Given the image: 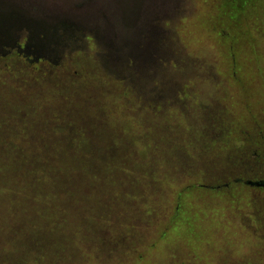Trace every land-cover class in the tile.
<instances>
[{
    "label": "rangeland",
    "instance_id": "374dc122",
    "mask_svg": "<svg viewBox=\"0 0 264 264\" xmlns=\"http://www.w3.org/2000/svg\"><path fill=\"white\" fill-rule=\"evenodd\" d=\"M198 3L0 0V264H264V186L247 184L264 73L232 56L251 44L227 0ZM162 42L167 67L134 55ZM196 187L221 224L180 201Z\"/></svg>",
    "mask_w": 264,
    "mask_h": 264
},
{
    "label": "trees",
    "instance_id": "16d2710c",
    "mask_svg": "<svg viewBox=\"0 0 264 264\" xmlns=\"http://www.w3.org/2000/svg\"><path fill=\"white\" fill-rule=\"evenodd\" d=\"M208 1H210V0H199V3L198 4H203V5H206L207 6V2ZM227 2L230 5V12L233 14L234 19H235V17L238 18V21L240 23V26L242 27V31L247 35V37L249 38V42L251 44V51H249V52L246 50V46L245 45L244 46H240V45H238L237 42L231 44L230 47L232 48L233 53H234V54L232 53V56L234 57L235 54L242 56V55H244V53H247V54H255V57L252 59L253 62H254V66L256 67V71L258 69L259 72H260V74L263 75V73H264V0H227ZM243 6H247V8L245 9V8H243ZM35 21L36 20H31V22H32L33 25L35 24ZM43 23L44 22H42V24ZM33 25H30L28 23L25 24V25L23 24V26L26 28V30L24 31V33H27L28 35H30L32 32L38 31L39 32L38 38L44 43V39L46 37V34H45L44 30H42V29H36V30H34V26ZM64 25L65 24L62 23L60 25L61 27H59L58 29L63 30V28H65ZM74 30H75V32L73 34L76 33L75 34L76 35V38L77 37H80L79 31L76 30V29H74ZM218 33L219 34H222L223 36H225V34H223L224 32L222 31L221 28H220V31ZM66 40H67V38H66ZM158 40H156V42ZM19 46H21V44H19ZM152 46L154 48V52L148 53V51H147L146 48H142L141 50L138 51L137 54H134V55L137 56V59H139V58L140 59L141 58L143 59L144 57L150 58L149 61L158 62V64H160V62H161V65L163 67H167L166 55L163 52L164 42H162V45L161 46H159V45L156 46L154 44H152ZM18 48H20V47H17V49ZM227 51L231 52L228 47H227ZM15 52L17 54H19V51L16 50ZM132 57H134V56L132 55ZM175 57H177V56H175ZM188 60H190V58H185L183 62L178 63L180 60L177 57L176 62L178 63V66L181 68V70H180V73L181 74H183L186 71L185 64L187 63ZM106 70H107V72L108 71H112V69H108V67L106 68ZM238 71H239V67H238ZM234 72L237 73V69H235ZM199 75L200 74H198V77L201 80L202 77H200ZM256 113L258 115L259 114V111H257ZM254 114L255 113H253V116L251 118V122L249 124L247 123V125L243 124L244 125L243 127H248V125L249 126L250 125H253ZM262 124H263V121L259 122L257 125L260 126ZM232 125L242 126L241 124H239L236 121ZM254 130L255 129L252 128V131L253 132H254ZM261 141L264 142V136L261 139ZM60 160H61V158H60ZM62 160L65 162L64 158ZM197 188L198 187L194 188L193 191L189 190V192H192L190 195L188 193H186V194L189 195V197H187L186 194H181L180 201L185 200V203L188 206H193L194 205L193 207L195 208L197 214H199L200 211H203L204 212V215L206 213L208 215H211L210 219H207V221L209 222V227L211 226L210 224H214L215 225V223H213V222H217V223H220L221 224V221H222L221 217H217V216L216 217H213V216H215L213 214L214 213H220L219 212L220 209H218V208H220L221 206H223V208H226L228 206L226 204H222V205L219 204L222 201H217L218 204H217V206L213 207V209H214L213 211H211L210 207H207L205 205H202L201 208H198L197 206H195V202L197 200H200V199L193 194V193H198V192H195L194 191ZM199 190L200 191H204V190L207 191L208 189L205 188L204 190H202V188H199ZM208 192L214 193V192H212L210 190H208ZM200 196H201V194H200ZM191 198H193V200L187 201V200H190ZM207 198H209V197H206V198H203V199H207ZM190 203H192L193 205L190 204ZM185 207L186 206L184 205V202H183L182 208H181V204H180V206L178 207V210L181 209L182 212H185V209H186ZM193 207H191L190 210H192ZM194 220H196V222H199V219H197V218H195ZM201 221H203V220H201ZM189 224H190V222H189ZM181 226L184 227V224L181 225ZM239 227H241V226H239ZM184 228L186 229V227H184Z\"/></svg>",
    "mask_w": 264,
    "mask_h": 264
},
{
    "label": "water",
    "instance_id": "95a60500",
    "mask_svg": "<svg viewBox=\"0 0 264 264\" xmlns=\"http://www.w3.org/2000/svg\"><path fill=\"white\" fill-rule=\"evenodd\" d=\"M41 21L44 22V23L42 24ZM45 23L46 22L43 21V20H39V21L36 20L34 25L32 23H28V24L33 25L34 26V30H36V29H42V30H44V32L46 34V37L44 39V44L51 45V44H53L55 42L58 43V41L61 40V38H55V35H51L47 31L46 24ZM26 24H27V22H26ZM247 184L253 185V186H264V179L263 180H258V181H248Z\"/></svg>",
    "mask_w": 264,
    "mask_h": 264
},
{
    "label": "flooded vegetation",
    "instance_id": "af4514ba",
    "mask_svg": "<svg viewBox=\"0 0 264 264\" xmlns=\"http://www.w3.org/2000/svg\"><path fill=\"white\" fill-rule=\"evenodd\" d=\"M17 47H20L19 46V44L17 45ZM183 113H185V112H183ZM263 179H264V177H263ZM262 179V180H263ZM256 181H258V180H256ZM228 216H231V214H227ZM249 231H251V230H249ZM249 231H247V232H249ZM251 235L249 234V233H246V235H245V237H244V240H246V239H251V238H249ZM247 243H252V244H254V243H256L257 244V242L256 241H254V239H251V240H249V241H246V242H244V243H239V246H243L244 247V245L245 244H247ZM243 244V245H242ZM242 247V248H243ZM227 249V248H226ZM239 249H240V247H239Z\"/></svg>",
    "mask_w": 264,
    "mask_h": 264
}]
</instances>
